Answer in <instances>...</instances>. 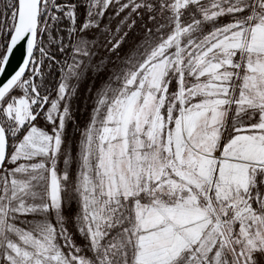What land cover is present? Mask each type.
Segmentation results:
<instances>
[{"label": "snow or ice", "instance_id": "snow-or-ice-1", "mask_svg": "<svg viewBox=\"0 0 264 264\" xmlns=\"http://www.w3.org/2000/svg\"><path fill=\"white\" fill-rule=\"evenodd\" d=\"M0 264H264V0H0Z\"/></svg>", "mask_w": 264, "mask_h": 264}]
</instances>
